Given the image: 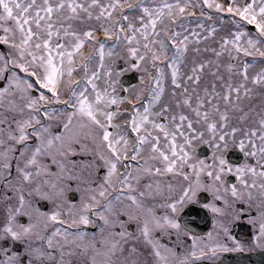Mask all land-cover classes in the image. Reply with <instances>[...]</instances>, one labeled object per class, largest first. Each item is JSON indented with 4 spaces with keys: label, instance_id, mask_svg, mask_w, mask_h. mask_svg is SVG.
I'll use <instances>...</instances> for the list:
<instances>
[{
    "label": "snow or ice",
    "instance_id": "obj_1",
    "mask_svg": "<svg viewBox=\"0 0 264 264\" xmlns=\"http://www.w3.org/2000/svg\"><path fill=\"white\" fill-rule=\"evenodd\" d=\"M241 217L264 250V0H0V264H195Z\"/></svg>",
    "mask_w": 264,
    "mask_h": 264
},
{
    "label": "flooded vegetation",
    "instance_id": "obj_2",
    "mask_svg": "<svg viewBox=\"0 0 264 264\" xmlns=\"http://www.w3.org/2000/svg\"><path fill=\"white\" fill-rule=\"evenodd\" d=\"M134 86V85H133ZM205 150V149H204ZM231 159L234 161H237L239 159L238 156V150H234V154L231 156ZM203 195H208L207 193H204ZM193 228H196L198 232H207L212 229V217L209 213L206 218L204 219H197L196 224L191 225ZM231 234L236 237L237 240L240 241L242 245H245V248L243 251H233L230 253H245V254H251L261 250L260 248L254 246L253 244V237L254 232L250 229V227L247 224V221L244 217H241L239 221L233 223L230 225ZM224 254L226 253H218L216 254L215 259H213L206 251V254L204 257H198L195 260V264H199L200 262H215L219 260Z\"/></svg>",
    "mask_w": 264,
    "mask_h": 264
},
{
    "label": "water",
    "instance_id": "obj_3",
    "mask_svg": "<svg viewBox=\"0 0 264 264\" xmlns=\"http://www.w3.org/2000/svg\"><path fill=\"white\" fill-rule=\"evenodd\" d=\"M132 77L131 80L126 81V78ZM137 74L132 73V74H125L123 77V81L125 85H129V83L137 81ZM264 264V251H259L257 253L253 254H241V253H235V254H226L224 255L221 260L213 263H207V262H202L199 264Z\"/></svg>",
    "mask_w": 264,
    "mask_h": 264
},
{
    "label": "rangeland",
    "instance_id": "obj_4",
    "mask_svg": "<svg viewBox=\"0 0 264 264\" xmlns=\"http://www.w3.org/2000/svg\"><path fill=\"white\" fill-rule=\"evenodd\" d=\"M86 51H87V49H86ZM129 72H131V71H129ZM137 85V84H136ZM136 85H134V86H136Z\"/></svg>",
    "mask_w": 264,
    "mask_h": 264
}]
</instances>
